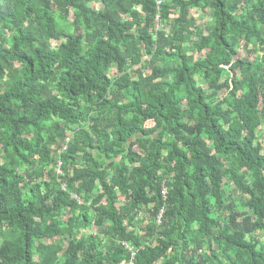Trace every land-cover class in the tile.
Wrapping results in <instances>:
<instances>
[{"label": "trees", "instance_id": "trees-1", "mask_svg": "<svg viewBox=\"0 0 264 264\" xmlns=\"http://www.w3.org/2000/svg\"><path fill=\"white\" fill-rule=\"evenodd\" d=\"M158 1L0 0V264H264V0Z\"/></svg>", "mask_w": 264, "mask_h": 264}, {"label": "rangeland", "instance_id": "rangeland-1", "mask_svg": "<svg viewBox=\"0 0 264 264\" xmlns=\"http://www.w3.org/2000/svg\"><path fill=\"white\" fill-rule=\"evenodd\" d=\"M92 4H93L96 8H98L100 3H99V2H94V3H92ZM193 14H194L195 16L199 17V18L202 17V14H199V12H196L195 10H193ZM202 24H204L203 20H202ZM156 25L159 26V22H157ZM252 57H254V56H252ZM252 57H251V58H252ZM113 74H114V73H111V75H113ZM261 139H262V141L264 142V137H262Z\"/></svg>", "mask_w": 264, "mask_h": 264}, {"label": "built area", "instance_id": "built-area-1", "mask_svg": "<svg viewBox=\"0 0 264 264\" xmlns=\"http://www.w3.org/2000/svg\"><path fill=\"white\" fill-rule=\"evenodd\" d=\"M158 2L160 3V0ZM162 193H164L165 196L168 195V190L166 187L163 188ZM133 254H135V252H133Z\"/></svg>", "mask_w": 264, "mask_h": 264}]
</instances>
